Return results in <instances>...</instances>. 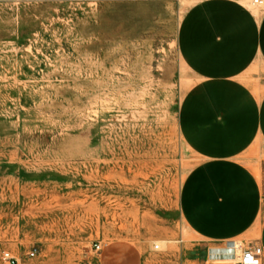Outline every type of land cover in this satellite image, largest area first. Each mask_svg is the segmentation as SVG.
Wrapping results in <instances>:
<instances>
[{
	"label": "rangeland",
	"instance_id": "374dc122",
	"mask_svg": "<svg viewBox=\"0 0 264 264\" xmlns=\"http://www.w3.org/2000/svg\"><path fill=\"white\" fill-rule=\"evenodd\" d=\"M195 1L0 0V264H240L251 232L203 241L179 210ZM242 77L264 91L256 65ZM240 158L264 196V144Z\"/></svg>",
	"mask_w": 264,
	"mask_h": 264
},
{
	"label": "crops",
	"instance_id": "0c3cea01",
	"mask_svg": "<svg viewBox=\"0 0 264 264\" xmlns=\"http://www.w3.org/2000/svg\"><path fill=\"white\" fill-rule=\"evenodd\" d=\"M177 47L196 78L179 107V131L199 159L180 189L181 217L210 243L251 232L264 264L263 190L240 158L256 140L264 144V91L242 77L254 65L264 74V10L243 0H196L180 20Z\"/></svg>",
	"mask_w": 264,
	"mask_h": 264
},
{
	"label": "built area",
	"instance_id": "2783aa9c",
	"mask_svg": "<svg viewBox=\"0 0 264 264\" xmlns=\"http://www.w3.org/2000/svg\"><path fill=\"white\" fill-rule=\"evenodd\" d=\"M252 5L261 6L264 4L263 0H251ZM99 249L100 246L96 245ZM262 249L259 246L250 245L245 248L241 253L240 264H261ZM2 259L9 264H16L17 259L11 255L10 252H3Z\"/></svg>",
	"mask_w": 264,
	"mask_h": 264
}]
</instances>
